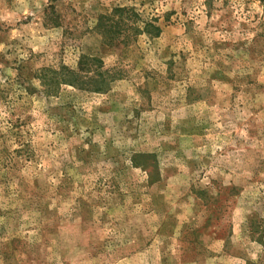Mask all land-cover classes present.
<instances>
[{
  "label": "rangeland",
  "instance_id": "374dc122",
  "mask_svg": "<svg viewBox=\"0 0 264 264\" xmlns=\"http://www.w3.org/2000/svg\"><path fill=\"white\" fill-rule=\"evenodd\" d=\"M0 264H264V0H0Z\"/></svg>",
  "mask_w": 264,
  "mask_h": 264
}]
</instances>
